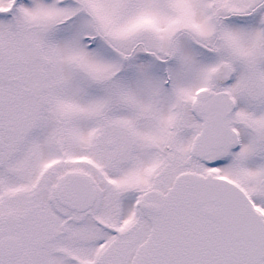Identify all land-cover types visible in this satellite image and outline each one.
<instances>
[{
    "label": "snow or ice",
    "instance_id": "snow-or-ice-1",
    "mask_svg": "<svg viewBox=\"0 0 264 264\" xmlns=\"http://www.w3.org/2000/svg\"><path fill=\"white\" fill-rule=\"evenodd\" d=\"M0 264H264V0H0Z\"/></svg>",
    "mask_w": 264,
    "mask_h": 264
}]
</instances>
